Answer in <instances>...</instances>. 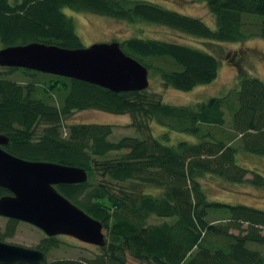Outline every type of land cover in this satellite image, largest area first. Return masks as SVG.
Here are the masks:
<instances>
[{"label":"trees","instance_id":"obj_1","mask_svg":"<svg viewBox=\"0 0 264 264\" xmlns=\"http://www.w3.org/2000/svg\"><path fill=\"white\" fill-rule=\"evenodd\" d=\"M205 1L216 27L151 0H0V42L83 46L65 7L160 22L217 40L250 36L247 18L255 16L260 19L255 32L264 37V0ZM120 43L167 86L188 90L211 82L219 72V58L204 47L140 35ZM13 71L30 79L9 77ZM89 106L130 113L138 135L113 139L112 122L67 121L75 110ZM227 110L231 127L225 131ZM153 120L199 139L167 143L153 132ZM0 133L9 136L4 147L18 156L83 165L90 175L86 181L56 186L109 230V241L96 258L64 257L42 264H130L128 252L152 264H264L263 252L249 246L264 244V208L211 199L202 183L210 172L264 188V174L237 161L239 150L264 155V80L258 75L240 71L236 85L222 95L173 104L150 88L114 91L78 77L8 66L0 69ZM146 184L160 191H147ZM8 192L0 186V197ZM214 211L226 221L213 222L209 216ZM152 216L163 219L150 222ZM19 222L8 217L1 240L13 236ZM41 241L36 247L48 252L59 246L54 234Z\"/></svg>","mask_w":264,"mask_h":264},{"label":"rangeland","instance_id":"obj_2","mask_svg":"<svg viewBox=\"0 0 264 264\" xmlns=\"http://www.w3.org/2000/svg\"><path fill=\"white\" fill-rule=\"evenodd\" d=\"M160 2L166 7L177 9L178 11L186 14H192L194 16L202 17L204 21L210 26L216 27V17L212 10H210L208 3L205 0H151ZM65 12L74 17L76 28L80 34L83 44L90 45L96 41L105 42L112 40L123 41L130 36L140 35L143 37H157L162 39H172L188 43L197 47L205 48L219 58L220 67L217 77L208 83L194 85L193 88L188 90L179 89L174 86H167L163 83L161 76L156 72H150V89L157 90L162 94L164 101L175 104H189L195 101L204 100L214 95H222L226 91L231 90L236 82L239 80V72L247 71L250 74L258 75L264 80V37L256 34L257 24L259 18L255 16H249L250 20L247 24V28L251 31V35L240 40H217L207 37L198 36L193 32L188 33L177 28L171 27V25H165L163 23L136 20L131 21L125 18H118L117 16H110L96 11L90 10H77L72 7H65ZM3 46L0 42V48ZM8 66H1L0 69H6ZM9 77L19 79L21 81H27L30 76L23 74L21 71H13L9 74ZM41 79H48V76H39ZM55 101L59 99V95L56 94ZM227 122L223 129L228 131L231 124V115L227 110ZM130 113H115L107 111L97 107H86L83 109L75 110L67 121L69 122H102L114 124V130L111 134V138L118 139L125 134H137L135 128L130 125L131 120ZM153 132L156 136L162 137L167 143H175L179 140L188 139L191 141H197L199 137L192 133L177 131L168 129L165 125L157 123L155 120L152 122ZM214 129H217L215 126ZM116 155V153L112 152ZM111 154V155H112ZM237 161L242 165L256 169L264 174V155L239 150L237 154ZM251 173L247 174L251 177ZM202 183L207 191V194L211 199L223 200L233 203H245L254 205L259 208H264V188L251 183L248 179L241 182H235L221 177L213 173H207L202 177ZM147 191L159 192L160 189L157 186L147 185ZM222 212H213L209 216L213 219V222H225L226 219L222 218ZM163 218L159 216H152L150 222H160ZM8 221V217L0 215V230L5 228ZM17 230L13 236L6 237V241L23 243L26 245L36 247L42 238L48 236L44 230L38 226L25 220H19ZM238 233L236 228L232 229ZM106 232L107 241H109V230L104 228ZM261 232L264 234V228ZM59 240V246L53 247L48 252V260H54L58 258H96L101 252L100 246L96 244L82 241L75 236L68 234L55 235ZM251 248L259 249L264 255V244H257L256 242L250 243ZM127 258L130 264H152L146 260H140L134 258L129 252Z\"/></svg>","mask_w":264,"mask_h":264},{"label":"water","instance_id":"obj_3","mask_svg":"<svg viewBox=\"0 0 264 264\" xmlns=\"http://www.w3.org/2000/svg\"><path fill=\"white\" fill-rule=\"evenodd\" d=\"M120 41L94 42L66 47L45 41L1 46L0 65L31 68L89 80L114 91L141 90L150 86L148 66L128 54ZM9 141L0 133V186L9 190L0 197V215L32 222L47 235L68 234L104 246V223L76 204L56 185L84 182L83 165L29 159L4 147ZM48 251L18 242L1 240L0 264H42Z\"/></svg>","mask_w":264,"mask_h":264}]
</instances>
